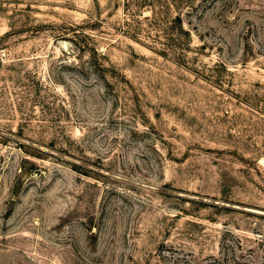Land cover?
Returning a JSON list of instances; mask_svg holds the SVG:
<instances>
[{
  "label": "rangeland",
  "instance_id": "rangeland-1",
  "mask_svg": "<svg viewBox=\"0 0 264 264\" xmlns=\"http://www.w3.org/2000/svg\"><path fill=\"white\" fill-rule=\"evenodd\" d=\"M179 1L0 0V264H264V0Z\"/></svg>",
  "mask_w": 264,
  "mask_h": 264
},
{
  "label": "trees",
  "instance_id": "trees-1",
  "mask_svg": "<svg viewBox=\"0 0 264 264\" xmlns=\"http://www.w3.org/2000/svg\"><path fill=\"white\" fill-rule=\"evenodd\" d=\"M167 0H144V5L143 6H148L151 8L153 14L155 13V16H160L155 18V22L157 23H162V22H167V15H168V10H169V4H166ZM142 5V4H141ZM174 5L177 8L181 7V2L179 0H174ZM158 7V10L157 8ZM160 21V22H159ZM172 24H174V28L177 30V32H185L189 34V31L185 30L183 28V18L182 14L178 13L174 20L172 21Z\"/></svg>",
  "mask_w": 264,
  "mask_h": 264
}]
</instances>
